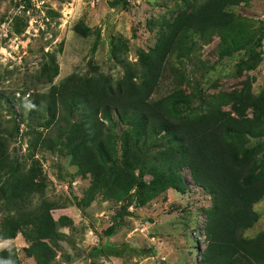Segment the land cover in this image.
Wrapping results in <instances>:
<instances>
[{
	"label": "trees",
	"instance_id": "trees-1",
	"mask_svg": "<svg viewBox=\"0 0 264 264\" xmlns=\"http://www.w3.org/2000/svg\"><path fill=\"white\" fill-rule=\"evenodd\" d=\"M239 1H184L162 23L153 45L138 50L134 61H124L122 75L114 80L92 65L88 75L71 71L54 83L57 62L49 54L32 75L49 85L44 91H31L27 113L20 117L30 134L28 147L60 143L76 171L88 174L85 204L96 192L105 199H125V205L131 200L142 204L168 186L182 190L186 170L211 198L202 230L204 244L195 264H264V231L243 235L258 218L253 204L264 198V144L248 143L251 137H264V88L252 91L244 83L217 93L201 112L179 107L193 98L180 85L187 81L184 60L191 59L198 46L194 35L201 42L216 35L218 57L260 44L264 23L254 26L227 10ZM71 28L83 36L91 31L84 23ZM240 68L239 61L236 71ZM165 69L171 74V87L152 97ZM1 102L8 100L0 95ZM223 104L228 109L221 108ZM118 123L124 126L117 135ZM18 124L15 117L0 118V237L19 231L28 242L22 247L26 255L37 264H55L40 239H62L58 227L71 219L51 217L50 209L60 205L44 195L46 181L36 178L38 161L27 152L25 164L9 147ZM42 124L43 130L35 127ZM115 136L119 157L112 142ZM0 264H19L13 246L0 249Z\"/></svg>",
	"mask_w": 264,
	"mask_h": 264
},
{
	"label": "rangeland",
	"instance_id": "rangeland-1",
	"mask_svg": "<svg viewBox=\"0 0 264 264\" xmlns=\"http://www.w3.org/2000/svg\"><path fill=\"white\" fill-rule=\"evenodd\" d=\"M184 1L0 0V95L8 100L0 103V118L5 121L10 116L19 121L9 147L25 164L29 161L27 152L38 161L36 178L46 181L44 195L60 205L50 209L51 217L56 220L66 215L71 219L70 224L58 227L64 233L62 239H40L55 264H195L198 259L211 198L186 170L182 190L168 186L142 204L131 200L125 205V199H105L99 192L85 204L88 174L76 171L60 143L49 148L28 147L30 134L25 120L20 121L27 113L31 91H44L49 85L32 76L49 54L57 62L54 83L71 71L88 75L92 65L112 80L117 79L122 75L123 62L134 61L138 50L151 47L162 23L183 7ZM227 10L254 26L264 23V0H241ZM76 22L88 25L91 31L84 36L78 34L71 28ZM193 39L198 45L194 56L184 60L183 73L188 82L183 80L180 85L182 92L193 98L180 104L181 109L201 112L203 106L211 105L215 94L236 90L244 83L252 91L264 88V35L258 46L222 57L215 51L216 35L203 42L197 35ZM242 61L252 65L244 67ZM170 87L171 74L165 69L151 96L157 97ZM221 108L228 109V105ZM44 125L35 127L43 130ZM123 126L116 125L117 135ZM259 141L264 144V137H251L248 143ZM112 142L119 157L118 137ZM148 177L144 175V179ZM253 208L258 218L243 231L245 236L264 231V198ZM109 228H115L112 234H107ZM27 244L19 231L13 237H0V249L13 246L19 264H37L32 255L24 253L22 247Z\"/></svg>",
	"mask_w": 264,
	"mask_h": 264
}]
</instances>
